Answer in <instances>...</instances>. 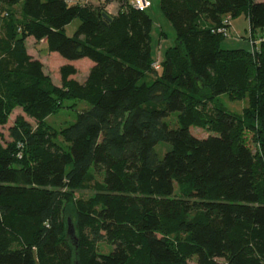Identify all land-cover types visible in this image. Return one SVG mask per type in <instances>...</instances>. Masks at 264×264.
<instances>
[{
	"label": "trees",
	"instance_id": "obj_1",
	"mask_svg": "<svg viewBox=\"0 0 264 264\" xmlns=\"http://www.w3.org/2000/svg\"><path fill=\"white\" fill-rule=\"evenodd\" d=\"M119 2L111 14L90 2L0 0V114L22 108L39 121L37 129L20 122L11 129L15 147L0 146V264H264V37L253 55L221 49L218 32L226 16L245 12L254 37L264 30V0H160L176 36L159 70L151 16ZM28 39L68 61L91 60L86 80L66 64L55 86ZM254 80L258 157L237 137L234 114L216 107L204 122L201 113L222 96L248 93ZM61 94L88 105L63 132L67 151L41 123ZM197 126L213 135L195 137ZM160 143L171 145L162 158ZM93 168L104 169V180L85 200ZM69 203L75 239L62 220ZM101 242L109 254L98 252Z\"/></svg>",
	"mask_w": 264,
	"mask_h": 264
},
{
	"label": "rangeland",
	"instance_id": "obj_2",
	"mask_svg": "<svg viewBox=\"0 0 264 264\" xmlns=\"http://www.w3.org/2000/svg\"><path fill=\"white\" fill-rule=\"evenodd\" d=\"M98 1V4H115L120 6L119 0H95ZM131 0H125L126 3L130 4ZM149 8L146 12L151 16L153 21V27L151 31V46H152V58L153 61L163 63L168 49L173 45L174 39L176 36L175 29L164 13L160 0H148ZM92 3V2H91ZM21 4L12 8V14L15 17L22 18ZM232 29L229 33V36H224L221 41V49L223 50H245L252 52L254 55L257 52V49L260 48V43L258 40L263 38L259 37L258 33L254 34V37L251 33L250 20L245 12L240 13L238 16L233 17L232 20ZM80 25L79 20H75L72 24L66 27L65 33L68 36H74L78 26ZM256 43L257 45H254ZM26 47L28 53L34 58H38L44 64L45 74L53 81L55 86L62 88L61 86V77H60V68L63 65L71 64L78 68L77 80L80 82L85 81L89 70L88 66L92 61L89 59H82L79 61H68L63 59L57 53H50L47 50L46 43H36L33 40L26 41ZM149 81L155 79V75L150 74ZM251 88L248 93L243 94L242 96H236L235 99L231 96L225 95L215 101H212L208 104H204L201 108L202 118L204 122L214 118L216 115V107H222L234 114L239 119V125L236 129V135L238 138L243 139L249 147L253 150L256 157L258 153L261 152V143L262 135L260 132L261 122H260V113H259V95L257 82H251ZM57 105L53 110L43 119V125L49 128L53 133V139L55 143L63 148L68 150L69 144L65 141L63 137V132L72 123L77 119L78 114L88 108L87 103L75 101L71 98H65L63 94L55 98ZM3 121H0V146L15 147V140L11 135V129L19 127L20 122L26 121L30 123L34 129H37L39 126V121L36 117L31 116L22 108H14L2 115ZM171 127L175 128L177 125V116L172 114L167 120ZM191 133L197 138H207L210 135H213L212 131L206 126H197L191 129ZM22 147V146H19ZM171 145L167 143H160L156 150L159 156L162 158L165 152L170 149ZM21 157V153L19 154ZM28 160L31 159V155L27 153ZM261 165V161L258 159L257 167ZM264 176V172L260 171V168L257 170V180H261ZM104 180V169L103 168H93L84 184V187L79 194V197L82 199H89L92 197L98 186L103 183ZM62 220L65 226V229L68 231V222L69 220L74 224L76 228L77 224V214L73 204H66L64 211L62 213ZM112 251V246L107 242H101L98 244V252L100 254H109ZM191 264H195V260L191 261Z\"/></svg>",
	"mask_w": 264,
	"mask_h": 264
},
{
	"label": "built area",
	"instance_id": "obj_3",
	"mask_svg": "<svg viewBox=\"0 0 264 264\" xmlns=\"http://www.w3.org/2000/svg\"><path fill=\"white\" fill-rule=\"evenodd\" d=\"M69 3H74V0H67ZM130 5L132 7H134L135 9H139V10H147L149 8V2L148 0H131L130 1ZM231 17L230 16H226L224 19H223V27H221L218 32L223 34L224 36H229L230 32H231V29H232V22H231ZM261 39L258 40V43H261ZM254 45H257L256 43H254ZM153 67L156 69V70H159L160 69V64L158 63H155L153 65Z\"/></svg>",
	"mask_w": 264,
	"mask_h": 264
},
{
	"label": "crops",
	"instance_id": "obj_4",
	"mask_svg": "<svg viewBox=\"0 0 264 264\" xmlns=\"http://www.w3.org/2000/svg\"><path fill=\"white\" fill-rule=\"evenodd\" d=\"M262 1V0H261ZM74 2L76 3V2H92V5H99L98 4V1H95V0H74ZM101 5H104V6H106V9H107V11L109 12V13H111V14H117L118 13V6L117 5H115V4H108V5H105V4H101ZM257 33L259 34V37H262V36H264V30H259V31H257ZM262 39V38H261ZM28 40H30V39H28ZM27 40V41H28ZM155 63H158V64H161V63H159V62H155ZM93 65V64H92ZM91 64L88 66V70L89 69H91ZM79 71V70H78ZM90 71V70H89ZM88 76V75H87ZM87 78V77H86ZM86 80V79H85ZM84 82V81H83Z\"/></svg>",
	"mask_w": 264,
	"mask_h": 264
},
{
	"label": "water",
	"instance_id": "obj_5",
	"mask_svg": "<svg viewBox=\"0 0 264 264\" xmlns=\"http://www.w3.org/2000/svg\"><path fill=\"white\" fill-rule=\"evenodd\" d=\"M67 233L72 239H75V229H74V226L70 220L68 222V232ZM75 264H80V263L78 261H76Z\"/></svg>",
	"mask_w": 264,
	"mask_h": 264
}]
</instances>
